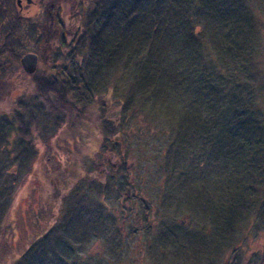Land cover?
<instances>
[{
	"label": "trees",
	"instance_id": "obj_1",
	"mask_svg": "<svg viewBox=\"0 0 264 264\" xmlns=\"http://www.w3.org/2000/svg\"><path fill=\"white\" fill-rule=\"evenodd\" d=\"M83 28L81 40L67 54V82L53 76L34 89L54 130L67 121L85 123L78 113L89 107L99 108L98 118L89 121L106 122L101 92L107 88L100 83L114 84V91L125 78L126 100L135 107L146 102L152 108L156 102L160 116L173 125L170 130L176 135L165 141L166 156H175L174 165L181 163L172 169H178L175 178L191 202L189 210L204 218L198 225H213L214 246L225 243L234 219L239 226L243 211L263 204L255 199L264 178L263 94L255 78L264 60V53H257L264 52V17L256 14L251 0H94ZM168 57H173L171 62ZM17 118L0 122V138L16 127L32 145L35 111L30 107ZM137 124L146 123L141 119ZM196 145L215 151L202 158ZM204 167L211 168L210 176L203 175ZM165 169L171 177L174 171L168 174ZM193 169H199L197 175L189 174ZM99 186L102 192L107 188ZM160 194L163 208L171 207V195ZM142 200L140 196V204ZM55 244L44 234L12 264H64L50 259ZM66 247L65 252L71 249ZM165 250L173 256L171 248ZM158 253L154 249L151 264Z\"/></svg>",
	"mask_w": 264,
	"mask_h": 264
},
{
	"label": "rangeland",
	"instance_id": "obj_2",
	"mask_svg": "<svg viewBox=\"0 0 264 264\" xmlns=\"http://www.w3.org/2000/svg\"><path fill=\"white\" fill-rule=\"evenodd\" d=\"M251 2L256 14L264 17L263 0ZM93 5L86 6L85 13ZM168 59L171 62L173 57ZM258 66L255 79L261 86L259 103L264 109V60ZM109 70L113 72V66ZM100 84L107 88L101 92L107 121H89L99 115L98 107H89L78 113L85 123L70 125L67 121L55 130L45 105L35 99L34 89H0V122L17 118L30 107L38 119L32 127L33 134L37 132L32 145L16 127L0 138V185H4L0 189V264H12L44 234L56 242V253L50 256L55 263L62 259L64 264H151L154 249L139 247L145 244V221L139 223L136 218L145 210L147 219L155 224L159 192L171 195V207L161 209L165 223L173 228L179 219H184L186 226L192 224L191 202L175 178L178 169H172L181 163L174 165L173 150L166 156L165 141L176 133L170 130L169 119L160 116V105L153 102L150 108L144 102L135 107L125 99L129 96L125 78L114 91V84ZM141 119L146 124H137ZM211 150L215 151L213 147L204 151L195 148L197 155L203 151L202 158ZM162 168L174 173L169 177ZM205 169L203 175L210 176L211 168ZM195 170L189 174L197 175L199 169ZM100 183L107 187L103 192ZM259 188L261 194L255 199L263 204L243 211L245 218L239 226L236 219L230 224L228 240L216 244L218 252L234 254L238 264L264 258V178ZM57 234L62 237L59 241ZM65 246L71 249L65 252ZM163 254L168 257L169 252ZM152 264H160V253Z\"/></svg>",
	"mask_w": 264,
	"mask_h": 264
},
{
	"label": "flooded vegetation",
	"instance_id": "obj_3",
	"mask_svg": "<svg viewBox=\"0 0 264 264\" xmlns=\"http://www.w3.org/2000/svg\"><path fill=\"white\" fill-rule=\"evenodd\" d=\"M93 2L0 0V89L33 90L40 81H52V77L58 75L66 83L67 54L81 40L83 20L87 16L85 9ZM162 197L159 193L155 224L147 219L145 210L136 218L139 223L145 221L142 231L145 244L139 247L157 249L160 264L239 263L234 254L218 252L213 245V227L207 220L206 225H198L201 219H197L194 212H190L193 221L189 226L184 219H179L174 228L165 223ZM169 248L173 256L164 257L162 253ZM252 262L264 264V258L252 259L248 264Z\"/></svg>",
	"mask_w": 264,
	"mask_h": 264
}]
</instances>
